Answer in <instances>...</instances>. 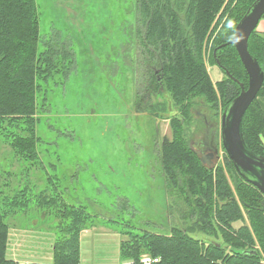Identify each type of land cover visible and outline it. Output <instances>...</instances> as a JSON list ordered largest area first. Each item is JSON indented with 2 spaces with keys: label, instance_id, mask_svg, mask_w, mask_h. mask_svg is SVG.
Here are the masks:
<instances>
[{
  "label": "trees",
  "instance_id": "16d2710c",
  "mask_svg": "<svg viewBox=\"0 0 264 264\" xmlns=\"http://www.w3.org/2000/svg\"><path fill=\"white\" fill-rule=\"evenodd\" d=\"M254 1L129 0L124 7L121 48L128 49L121 50V56L123 60L129 57L131 65L130 112L144 113L155 121L161 117L169 120L171 140L164 139L158 152L167 214H172L175 205L184 204L188 210L182 218L191 225L172 227L168 234L123 232L126 240L119 243V264H140L142 254L158 260L152 264H264V197L242 181L227 156L224 167L203 165L190 148L185 131L197 116L200 127L196 131L208 128L217 146L219 113L240 93L238 83L224 71L245 89L248 82L236 50L227 43ZM37 13L36 0H0V127L7 124L18 132L22 125L26 133L0 132V138L19 160L29 162L38 160L35 116L47 107L44 88L49 81L57 84L58 70L65 78L72 64V53L52 44L54 40L46 42V48L37 54ZM207 48L211 64L217 61L224 75L215 88L205 70ZM248 52L264 73V33L251 34ZM164 95L161 102H152ZM258 98H264V80L243 116L242 134L250 151L264 157V114ZM31 196L26 186L0 199V264H18L7 257L9 227L5 220L24 212ZM58 197L46 191L33 196L36 207L50 208L57 221L50 264H80V233L94 227V216ZM243 214L248 225L235 229L234 223L244 221ZM195 233L208 240H199L192 235Z\"/></svg>",
  "mask_w": 264,
  "mask_h": 264
},
{
  "label": "rangeland",
  "instance_id": "374dc122",
  "mask_svg": "<svg viewBox=\"0 0 264 264\" xmlns=\"http://www.w3.org/2000/svg\"><path fill=\"white\" fill-rule=\"evenodd\" d=\"M127 2L36 0L37 54L46 48V42L54 40L52 44L72 53V64L65 78L58 70L54 79L57 84L53 86L49 81L44 88L47 107L35 116L37 162L19 160L0 138V184H7L0 187V199L26 186L32 193L24 212L6 217L8 258H14L12 249H20L18 256L24 261L45 264L34 255L51 252L57 221L50 208L36 207L33 196L42 191L94 216V227L80 241V264H119V243L126 240L123 232L168 234L172 227L185 229L191 225L190 220L182 218L183 211L188 210L184 204L175 205L172 214H167L158 152L164 139L171 140L169 120L161 117L155 121L144 113L130 112L131 65L129 57L123 60L121 56V50L128 49L121 48V20ZM255 31L264 33V19ZM203 56L215 88L224 75L211 64L208 48ZM165 97L153 98L152 102H161ZM220 115L218 159L211 164L213 167L208 166L211 169L224 167L226 156L220 140ZM193 118L185 128L186 138L200 156L198 143L204 131H196L200 119ZM19 129L16 132L2 124L0 132L25 136L22 125ZM243 215L244 221L233 224L235 229L248 225ZM192 235L208 240L202 233Z\"/></svg>",
  "mask_w": 264,
  "mask_h": 264
},
{
  "label": "water",
  "instance_id": "95a60500",
  "mask_svg": "<svg viewBox=\"0 0 264 264\" xmlns=\"http://www.w3.org/2000/svg\"><path fill=\"white\" fill-rule=\"evenodd\" d=\"M263 15L264 0H255L237 23L232 39L227 43V45H232L236 50L246 72L248 82L245 89L242 83H239L229 76L227 71H224L225 75L238 83L240 93L222 110L219 130L222 148L238 176L242 181L256 188L264 197V157L257 156L250 151L242 134L243 116L256 98L264 80V73L258 62L248 52V40L256 30ZM224 46L221 45L220 48ZM215 54L216 50L213 51L214 58ZM216 65L219 67L217 61ZM214 149L215 155L209 154L204 158L201 157L203 165L213 167L211 164H214L218 159L217 146Z\"/></svg>",
  "mask_w": 264,
  "mask_h": 264
},
{
  "label": "crops",
  "instance_id": "0c3cea01",
  "mask_svg": "<svg viewBox=\"0 0 264 264\" xmlns=\"http://www.w3.org/2000/svg\"><path fill=\"white\" fill-rule=\"evenodd\" d=\"M258 103H259V106H260V108L264 114V98H258ZM88 231H90V229L84 230L80 233V241H81V238L83 237V234L86 235L88 233ZM12 251L14 252V258L13 259L9 258V259L13 260L14 262H17L18 264H32V262L24 261V258L22 256H18V255H21V254H19L20 249H19V251H18V249H12ZM34 256L39 257L40 259H42V261H45L44 262L45 264L48 262L51 263V252L48 253V250H46L45 253L35 254ZM43 259H45V260H43ZM39 264H42V262Z\"/></svg>",
  "mask_w": 264,
  "mask_h": 264
},
{
  "label": "flooded vegetation",
  "instance_id": "af4514ba",
  "mask_svg": "<svg viewBox=\"0 0 264 264\" xmlns=\"http://www.w3.org/2000/svg\"><path fill=\"white\" fill-rule=\"evenodd\" d=\"M198 145H199L198 152H199L201 157L209 155V154L215 155V149H214L215 146L213 143V135L209 132L208 128H206V130L203 134V138H200V142L198 143Z\"/></svg>",
  "mask_w": 264,
  "mask_h": 264
},
{
  "label": "built area",
  "instance_id": "2783aa9c",
  "mask_svg": "<svg viewBox=\"0 0 264 264\" xmlns=\"http://www.w3.org/2000/svg\"><path fill=\"white\" fill-rule=\"evenodd\" d=\"M157 261H158L157 259H153L150 256L143 255L142 257H140L139 263L140 264H152V263H155ZM123 264H133V262L127 261V262H125Z\"/></svg>",
  "mask_w": 264,
  "mask_h": 264
},
{
  "label": "bare ground",
  "instance_id": "6f19581e",
  "mask_svg": "<svg viewBox=\"0 0 264 264\" xmlns=\"http://www.w3.org/2000/svg\"><path fill=\"white\" fill-rule=\"evenodd\" d=\"M218 148V147H217Z\"/></svg>",
  "mask_w": 264,
  "mask_h": 264
}]
</instances>
